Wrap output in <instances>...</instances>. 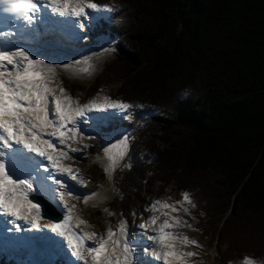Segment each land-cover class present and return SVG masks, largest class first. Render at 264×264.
<instances>
[{
	"label": "trees",
	"instance_id": "1",
	"mask_svg": "<svg viewBox=\"0 0 264 264\" xmlns=\"http://www.w3.org/2000/svg\"><path fill=\"white\" fill-rule=\"evenodd\" d=\"M94 2L115 7L102 35L117 54L92 85L69 88L93 96L120 82L114 97L134 106L116 126L133 139L108 210L137 221L172 186L193 198L220 263L264 262V0ZM102 139L89 140L91 156ZM88 171L107 180L97 165Z\"/></svg>",
	"mask_w": 264,
	"mask_h": 264
},
{
	"label": "snow or ice",
	"instance_id": "2",
	"mask_svg": "<svg viewBox=\"0 0 264 264\" xmlns=\"http://www.w3.org/2000/svg\"><path fill=\"white\" fill-rule=\"evenodd\" d=\"M0 5L17 21L9 20L0 30V38L6 41L0 45V213L11 218L7 221L11 227L6 224L5 231L23 233L28 228L42 233L45 228L50 229L67 241L66 250L82 264H195L192 258L199 252L184 246L200 249L202 245L179 233L180 228L191 226L179 215L189 213L184 206L185 202L192 204L187 191L181 193L182 200L171 203L168 199L149 201L142 212L152 214L139 224L135 220L129 222L123 213L104 209L109 216L117 215L120 219L116 225L107 222L102 233L80 228L88 222L77 215L76 205L65 198L78 200L82 195L87 203L90 196L96 195L81 193L79 189L86 188V184L78 180L80 170L62 162L73 158L70 153L78 154L79 159L87 158L85 151L73 147L85 140L95 141L96 137L86 134L84 129L99 134L100 128L112 124L118 114L120 119H127L128 111L134 107L108 97L81 103L59 80L60 70L115 50L111 47L115 40L109 36L105 41L109 46L98 45L99 52L77 51L81 42H90L93 31L103 38V26L110 22L108 14L114 13L115 7L94 0H0ZM45 9L50 15L45 14ZM65 33L73 42L67 49ZM17 40L22 43L17 44ZM29 42H35L36 47L27 49L24 45ZM69 51L75 55H67ZM132 139L127 131L117 127H112L108 139H102L105 172L114 170L126 159ZM89 147L92 145L84 144V149ZM5 158L13 169L28 178L14 179L6 170ZM49 167L64 180L53 177L47 171ZM37 191L43 195L33 199L48 197L55 201L64 209L63 219H59L57 212L58 222L41 223L40 204L29 199V193ZM131 215H136L135 210ZM243 264H256V260L244 256Z\"/></svg>",
	"mask_w": 264,
	"mask_h": 264
},
{
	"label": "rangeland",
	"instance_id": "3",
	"mask_svg": "<svg viewBox=\"0 0 264 264\" xmlns=\"http://www.w3.org/2000/svg\"><path fill=\"white\" fill-rule=\"evenodd\" d=\"M97 31H93V35H96ZM108 39L107 36H103V38H92L90 39V42H81L80 46L78 47L77 51L79 52H86V49H92L93 51L99 52L98 45H104L105 47H108L109 45L105 43V41ZM73 42H65V48H70L72 46ZM112 48L115 49L114 44L111 45ZM116 50L111 51L107 54L100 53L98 56L93 57L90 62H80L78 64H75L73 67L67 70H60V83L62 86L70 93L69 84H81L90 86L94 83L95 78L97 74L108 64L115 56H116ZM67 55L74 56L75 54L71 51L67 52ZM57 59H63V57H57ZM78 60L79 57H76ZM89 63L91 64V67H89ZM120 86V82H115L111 84L109 87L102 89L100 92V95L98 96H104L108 97L112 94H115L118 87ZM97 96V97H98ZM81 99H84V93L80 96ZM103 99L100 98V101ZM119 115V114H118ZM121 131H126L121 128H119ZM128 133V131H127ZM109 134L103 136V139H108ZM88 140H85L83 143H78L77 148L82 149L87 153V158L89 159H79L78 156L75 158L76 164L80 168L81 175L85 176L86 183L88 186L95 185L96 189H92L91 191L95 192L99 195L97 200L92 201L91 203L84 204L82 199H73L72 197H69V202H73L76 205V208L78 209L80 215L82 218H84L88 224L83 225L84 231H96L97 233H102L104 229L107 226V222L111 221L113 225H116L119 220H115L114 218H110L107 212L104 211V209H108V203L111 201L112 194H113V187H112V175L114 170H109L106 173L107 181L100 180V177L98 175H94L92 172H89V167L92 165H97L99 168L105 169L106 162L103 159V153L100 154H94L92 158H90V154L88 153V148L84 149V144H87ZM87 179H90V181L94 182L89 183L87 182ZM78 180H82L83 178H80ZM165 197L162 198H152L151 200L156 199H168L170 200H178V193L177 191L172 188V186H168L165 190ZM101 197V198H100ZM191 198V197H190ZM182 200V199H181ZM192 204L193 200L191 198ZM192 204H188L185 202L184 206L189 208V213H179L181 215L182 219L184 221H187L191 226L190 227H184L179 229V233L182 235H186L190 239H195L200 245H202V248L196 249L193 246L191 251H198L199 255L196 257H193L192 259L195 260V264H222L219 262L220 259V253L217 255L215 253V244H212L211 247H209V241L211 239L210 235H206V233L203 232L196 226V223L198 222L197 219L194 217V207ZM98 212H101L98 214ZM77 213V212H76ZM78 214V213H77ZM152 213L148 212L147 214L143 215L139 220L136 222V224H139L142 220L146 219L148 215H151ZM66 242L59 245L57 249L51 248L52 250H44L37 253H34L30 255V257H27L25 259H17L19 264H60L61 262L63 264H73V260H75L74 257L71 256L70 251L66 250L65 246ZM5 249V248H4ZM151 248H149V252L151 253ZM1 252V250H0ZM15 252L14 250H6L3 254H6L8 259H16L13 256L16 257V255H13ZM1 255V254H0ZM13 255V256H11ZM150 258V257H148ZM256 260V259H255ZM261 263L256 260V264ZM228 264H243V259H240L238 261H234Z\"/></svg>",
	"mask_w": 264,
	"mask_h": 264
},
{
	"label": "bare ground",
	"instance_id": "4",
	"mask_svg": "<svg viewBox=\"0 0 264 264\" xmlns=\"http://www.w3.org/2000/svg\"><path fill=\"white\" fill-rule=\"evenodd\" d=\"M64 46H66V45H64ZM102 98V97H101ZM98 101H100V99L98 100ZM6 170L8 171V173L10 174V175H12L13 176V178L14 179H16V178H20V179H26V178H28L27 176H24V175H22L20 172H18L17 170H14V169H7L6 168ZM39 179V178H38ZM49 183H51V181L49 182ZM36 194H40V195H43L42 193H40V192H35ZM81 193H85V194H87L88 193V191H81ZM30 194H32V193H29V195ZM98 197H99V195L98 194H96L95 196H90V198H89V200L87 201V203H91L92 201H94V200H97L98 199ZM48 198V197H47ZM66 199H68V201H69V197H65ZM81 199H82V201H83V197H82V195H81V197H80ZM101 198V197H100ZM55 205H56V207L63 213V215H64V209L58 204V203H56L55 201H52ZM70 204H74L73 202H69ZM83 203L84 204H87V203H85L84 201H83ZM78 214V216L81 218V219H84V218H82L81 217V215H80V213H79V211H78V209L76 208V210H75ZM85 220V219H84ZM7 224V223H6ZM5 224V225H6ZM7 226L8 227H11V225L10 224H7ZM54 235H57V234H54ZM152 250V249H151Z\"/></svg>",
	"mask_w": 264,
	"mask_h": 264
},
{
	"label": "water",
	"instance_id": "5",
	"mask_svg": "<svg viewBox=\"0 0 264 264\" xmlns=\"http://www.w3.org/2000/svg\"><path fill=\"white\" fill-rule=\"evenodd\" d=\"M40 202L42 203V205H43L44 208H47V207H49V205H50V204L47 203L44 199H41Z\"/></svg>",
	"mask_w": 264,
	"mask_h": 264
}]
</instances>
